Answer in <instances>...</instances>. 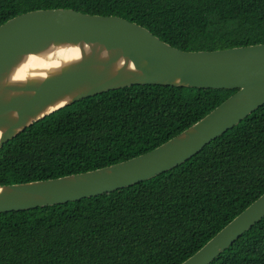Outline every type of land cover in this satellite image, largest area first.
<instances>
[{
    "label": "trees",
    "instance_id": "trees-1",
    "mask_svg": "<svg viewBox=\"0 0 264 264\" xmlns=\"http://www.w3.org/2000/svg\"><path fill=\"white\" fill-rule=\"evenodd\" d=\"M118 16L184 51L264 44V0H0V26L36 10ZM237 90L139 85L84 99L0 150V184L128 161ZM264 194V105L185 164L137 185L0 214V264H182ZM211 264H264V219Z\"/></svg>",
    "mask_w": 264,
    "mask_h": 264
},
{
    "label": "water",
    "instance_id": "water-1",
    "mask_svg": "<svg viewBox=\"0 0 264 264\" xmlns=\"http://www.w3.org/2000/svg\"><path fill=\"white\" fill-rule=\"evenodd\" d=\"M23 85L5 83L22 61ZM139 85L237 90L203 119L154 149L101 169L0 184V214L62 205L154 179L198 155L264 105V44L184 51L118 16L36 10L0 26V150L75 103ZM264 219V194L182 264H211Z\"/></svg>",
    "mask_w": 264,
    "mask_h": 264
},
{
    "label": "clouds",
    "instance_id": "clouds-1",
    "mask_svg": "<svg viewBox=\"0 0 264 264\" xmlns=\"http://www.w3.org/2000/svg\"><path fill=\"white\" fill-rule=\"evenodd\" d=\"M24 61V58L22 61L12 70L10 75L8 76L7 80L5 81L8 85H23L21 83H17L18 81H22L24 79L23 70L17 71L19 68V65L22 64Z\"/></svg>",
    "mask_w": 264,
    "mask_h": 264
}]
</instances>
